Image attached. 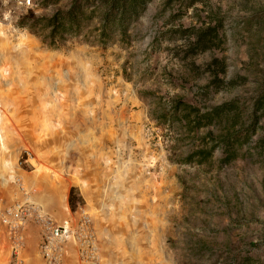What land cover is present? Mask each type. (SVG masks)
<instances>
[{
	"label": "rangeland",
	"instance_id": "1",
	"mask_svg": "<svg viewBox=\"0 0 264 264\" xmlns=\"http://www.w3.org/2000/svg\"><path fill=\"white\" fill-rule=\"evenodd\" d=\"M69 2L0 4L2 204L17 201L12 185L29 192L24 170L41 171L58 188L86 183V200L96 201L83 207L91 219L96 207L103 232L124 248L115 264H264L255 142L264 116L222 161L227 125L203 124L196 112L185 122L175 108L183 100L204 113L232 102L235 128L247 126L264 88V0H151L105 47L82 36L50 46L20 25L32 23L29 9L49 16ZM0 264H13L2 223ZM23 264H39L36 250Z\"/></svg>",
	"mask_w": 264,
	"mask_h": 264
},
{
	"label": "trees",
	"instance_id": "2",
	"mask_svg": "<svg viewBox=\"0 0 264 264\" xmlns=\"http://www.w3.org/2000/svg\"><path fill=\"white\" fill-rule=\"evenodd\" d=\"M151 0H70L69 4L64 8H58L49 16H36L29 9L28 15L32 18V23H20L21 26L28 27L29 31L34 33L41 42L50 46H55L60 40L66 37L82 36L84 40L105 47L108 43H112L117 35L124 37L127 35L129 27L141 13L146 9L147 4ZM185 0H164L165 5L173 2ZM189 4L195 0H187ZM264 18V17H263ZM264 22V20L262 21ZM41 25L46 29V33L34 31L35 26ZM209 34L206 32V35ZM208 41H212L209 39ZM182 106L183 117L181 120L187 122L191 112L199 114V120H205L203 124H211L212 122L224 123L227 125L222 129L220 142L223 143L224 153L222 161L232 159L236 154V145L241 146L247 142L252 135L255 134L258 121L264 116V88L261 93L254 97L250 112L248 113V124L244 128L236 129L238 113L232 102H225L212 107L210 111L199 113V108L193 106L187 101H176L175 108ZM257 154L264 157V134L256 138ZM210 154L211 150H207ZM198 152V151H197ZM202 151H199V153ZM195 154L190 153L186 159H192ZM74 187H70L68 201L73 209L74 202L78 198L73 195Z\"/></svg>",
	"mask_w": 264,
	"mask_h": 264
},
{
	"label": "built area",
	"instance_id": "3",
	"mask_svg": "<svg viewBox=\"0 0 264 264\" xmlns=\"http://www.w3.org/2000/svg\"><path fill=\"white\" fill-rule=\"evenodd\" d=\"M0 4L31 8L34 0H0ZM0 222L4 226L13 264H23L24 230L29 223L39 229L41 264H63L67 242L73 247L72 264H104L90 213L83 206L77 207L71 220L58 221L38 203L23 200L3 207L0 199Z\"/></svg>",
	"mask_w": 264,
	"mask_h": 264
},
{
	"label": "crops",
	"instance_id": "4",
	"mask_svg": "<svg viewBox=\"0 0 264 264\" xmlns=\"http://www.w3.org/2000/svg\"><path fill=\"white\" fill-rule=\"evenodd\" d=\"M24 178L27 184V188L29 192L26 194L20 191V188L17 186L12 185L10 187V195L13 199L17 201L21 200H29L35 203L40 204L45 210L49 213L54 215V217L58 221H68L75 215L77 211V207L86 206V204L94 203L96 200L88 199L86 197L88 192L83 187L86 183L81 181L80 185L76 183H63L57 187V183L55 178H51L50 176L46 175L45 173L39 171V173H35V175H31V171L24 170ZM32 183V184H31ZM73 186V195H75L78 200L74 203L73 209L69 205L68 196L70 187ZM9 205V204H8ZM6 201L2 204L3 207L8 206ZM92 219L93 225L96 230V234L98 239L100 240L101 248L104 253V264H115L114 257L117 255V250L122 255L124 248L118 247L117 240L113 241V238L107 236L102 228H101V217L98 214V210L95 207L92 209ZM1 223V222H0ZM4 227V226H3ZM39 236V235H38ZM24 237H25V248L22 253V257L25 254H31L36 250L38 257H39V264H41L42 259L38 253V243L39 239L37 240L36 231L30 224H27L24 230ZM7 238V237H6ZM121 242V241H120ZM8 243V241H7ZM66 251L64 255V262L63 264H72L74 261V252L71 243H66ZM117 264H122L121 261L117 262Z\"/></svg>",
	"mask_w": 264,
	"mask_h": 264
},
{
	"label": "water",
	"instance_id": "5",
	"mask_svg": "<svg viewBox=\"0 0 264 264\" xmlns=\"http://www.w3.org/2000/svg\"><path fill=\"white\" fill-rule=\"evenodd\" d=\"M0 176H1V171H0Z\"/></svg>",
	"mask_w": 264,
	"mask_h": 264
}]
</instances>
